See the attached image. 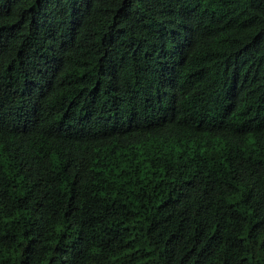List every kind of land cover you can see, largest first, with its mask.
<instances>
[{
    "label": "trees",
    "instance_id": "obj_1",
    "mask_svg": "<svg viewBox=\"0 0 264 264\" xmlns=\"http://www.w3.org/2000/svg\"><path fill=\"white\" fill-rule=\"evenodd\" d=\"M0 264H264V0H0Z\"/></svg>",
    "mask_w": 264,
    "mask_h": 264
}]
</instances>
